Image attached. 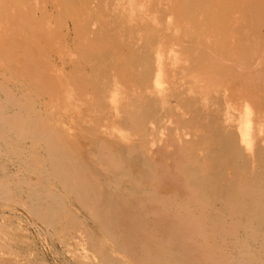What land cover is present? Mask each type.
I'll return each mask as SVG.
<instances>
[{"label": "rangeland", "instance_id": "1", "mask_svg": "<svg viewBox=\"0 0 264 264\" xmlns=\"http://www.w3.org/2000/svg\"><path fill=\"white\" fill-rule=\"evenodd\" d=\"M263 3L0 0V264H263Z\"/></svg>", "mask_w": 264, "mask_h": 264}, {"label": "bare ground", "instance_id": "2", "mask_svg": "<svg viewBox=\"0 0 264 264\" xmlns=\"http://www.w3.org/2000/svg\"><path fill=\"white\" fill-rule=\"evenodd\" d=\"M129 1V0H128ZM153 1V0H152ZM258 2H260V1H258ZM251 3V2H250ZM158 4H160V3H158ZM252 4V3H251ZM264 4V3H263ZM124 5V4H123ZM241 5V4H240ZM84 6V5H83ZM129 6H130V4H129ZM85 7V6H84ZM137 7V6H136ZM256 7V6H255ZM94 8H96V7H94ZM171 8V7H170ZM259 8H264V7H259ZM76 9V8H75ZM246 9V8H245ZM261 10V9H260ZM58 11V10H57ZM100 11V10H99ZM69 12V11H68ZM108 12V11H107ZM59 13V12H58ZM249 13H251V12H249ZM81 14H82V12H81ZM100 15V14H99ZM255 15V14H254ZM8 16V15H7ZM257 16V15H256ZM258 17V16H257ZM11 18V17H10ZM22 18H23V16H22ZM84 20V19H83ZM34 22V21H33ZM98 23V22H97ZM76 26V25H75ZM5 27V26H4ZM3 27V28H4ZM54 27V26H53ZM77 27V26H76ZM20 29V28H19ZM25 29V28H24ZM53 29V28H52ZM8 31V30H7ZM21 32V31H20ZM42 33V32H41ZM25 35H27V34H25ZM32 36V35H31ZM85 36V35H84ZM44 37V36H43ZM80 37V36H79ZM38 38V37H37ZM38 40V39H37ZM36 40V41H37ZM32 41V40H31ZM66 42V41H65ZM1 45V44H0ZM27 45V44H26ZM91 45V44H90ZM65 46H66V44H65ZM4 48V47H3ZM60 48H62V47H60ZM33 49V48H32ZM255 51V50H254ZM22 52V51H21ZM67 52V51H66ZM59 53H60V51H59ZM58 53V54H59ZM64 54V53H63ZM30 55V54H29ZM212 55V54H211ZM214 56H215V54H214ZM61 58V57H60ZM61 60V59H60ZM38 64H40V63H38ZM47 69V68H46ZM254 73V72H253ZM156 75V74H155ZM254 75V74H253ZM246 76V75H245ZM159 77V76H158ZM249 78V77H248ZM5 81V80H4ZM250 81V80H249ZM253 81V80H252ZM226 100V99H225ZM21 113V112H20ZM248 113V112H247ZM15 116H16V114H15ZM10 118V117H9ZM264 119V118H263ZM250 121V120H249ZM246 118H243L242 120H241V125L239 126V133H240V137H241V140L240 141H242L243 143H247V141H246V138H247V135H246V132H245V130H246V128H247V123L249 122ZM1 124H3L2 122H1ZM5 124H3L2 126H4ZM7 128V127H6ZM9 128V127H8ZM12 129V128H11ZM0 130H1V128H0ZM2 130H3V128H2ZM9 130V129H8ZM7 129H6V132L8 131ZM11 131V130H10ZM2 133H5V131L4 132H2ZM7 133H5V135H6ZM0 138H1V132H0ZM248 138H250L249 136H248ZM4 142V141H3ZM8 142V141H7ZM0 145H1V143H0ZM2 145H3V143H2ZM1 167V166H0ZM3 168V167H2ZM104 175L102 174V176H100V177H103ZM107 180H109V178H108V175L107 176H104ZM115 183H116V181H115ZM108 185V188L109 189H114V186H115V188H117V183L116 184H114V180H110V184H109V182L107 183ZM114 185V186H113ZM90 187H92V183H91V185H90ZM9 191V190H8ZM6 197V196H5ZM116 199V198H115ZM111 200V198H109V201ZM113 201H115V200H113ZM124 203V202H123ZM126 203V202H125ZM127 203H129V202H127ZM2 205V204H1ZM0 205V206H1ZM128 206H131V205H128ZM1 207H4V206H1ZM115 207V206H114ZM112 208V211L114 212V214L116 213V208ZM130 208V207H129ZM132 208V207H131ZM111 210V209H110ZM238 210V209H237ZM113 212H110V219L114 216L112 213ZM108 214H107V216L106 217H108ZM222 214V213H221ZM226 214V213H225ZM242 215V214H241ZM115 216H116V214H115ZM109 218V217H108ZM114 218V217H113ZM109 219V220H110ZM254 219V218H253ZM112 220V219H111ZM180 222V221H179ZM180 224V223H179ZM236 226V225H235ZM172 227V226H171ZM246 228V227H245ZM248 229V228H247ZM229 230H231V229H229ZM190 231V230H189ZM132 232V231H131ZM172 233V232H171ZM253 234V233H252ZM249 236V235H248ZM253 236L254 235H252V238H253ZM255 237V236H254ZM263 237V236H262ZM153 238V237H152ZM186 238V237H185ZM188 238V237H187ZM222 238V237H221ZM256 238V237H255ZM166 239V238H165ZM163 240V239H162ZM243 240V239H242ZM241 240V241H242ZM253 240V239H252ZM168 241V240H167ZM165 242H166V240H165ZM249 242V241H248ZM168 243V242H167ZM186 243H187V241H186ZM240 243H242V242H240ZM240 243H239V245H240ZM245 242H243L242 244H244ZM241 244V246L240 247H238V250H240V248H241V250L239 251V253H241L242 251H247L246 253H248V251H249V253H250V249H244L245 247H243V245ZM171 245V244H170ZM193 245V244H192ZM210 245H212V244H210ZM249 245V244H248ZM159 246V245H158ZM246 246V245H245ZM251 246V245H250ZM144 248H147V247H144ZM255 250H257V251H259L260 252V250H263L264 249V246L262 245V243L261 244H259V246H256L255 248H254ZM252 250L251 249V252H256L255 250ZM237 251V250H236ZM244 252V253H245ZM258 252V254H256L255 253V255H259L260 253ZM262 252V251H261ZM243 253V252H242ZM251 254V255H254V254ZM237 254H238V251H237ZM262 254V253H261ZM263 254H264V252H263ZM228 255V254H227ZM241 255V254H240ZM240 255H238V257L240 256ZM244 255V254H243ZM242 255V256H243ZM232 256V255H231ZM246 257V256H245ZM241 257H239V258H237L238 259V262H241V261H239V259H240ZM250 258V257H249ZM233 259V258H232ZM237 259H235V263H237L236 262V260ZM230 260V259H229ZM244 260V259H243ZM248 260V259H247ZM251 260V259H250ZM245 261V260H244ZM252 261H254V260H252ZM261 261V260H260ZM259 261V262H260ZM234 262V261H233ZM246 262H248V261H246ZM246 262L244 263V264H246ZM263 262V261H262ZM238 264V263H237ZM249 264V263H248ZM253 264V263H252ZM257 264H258V262H257ZM264 264V263H263Z\"/></svg>", "mask_w": 264, "mask_h": 264}]
</instances>
